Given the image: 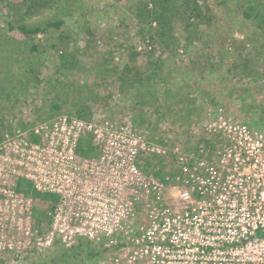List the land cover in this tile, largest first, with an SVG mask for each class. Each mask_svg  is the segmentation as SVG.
Masks as SVG:
<instances>
[{"label": "rangeland", "instance_id": "obj_1", "mask_svg": "<svg viewBox=\"0 0 264 264\" xmlns=\"http://www.w3.org/2000/svg\"><path fill=\"white\" fill-rule=\"evenodd\" d=\"M48 1L32 11L29 0H0V264H113L112 251L90 241L95 254L86 258L83 236L62 242L51 208L63 199L34 187L51 177L62 184L68 175L66 201L77 208L88 197L94 205L99 197L89 193L105 185L94 168L109 165L100 163L90 132L81 128L72 145L65 127L54 123L62 117L129 121L142 139L170 148L204 140L200 125L218 105L259 125L264 31L245 14L251 0H196L200 14L187 19L181 13L192 0ZM168 4L177 8L161 28L153 15ZM57 20V28L46 25ZM19 24L42 30L23 34ZM245 57L254 58L244 66ZM125 67L138 71L129 76L136 81L123 79ZM80 141L94 153H78ZM161 159L140 151L135 162L148 173ZM18 180L43 194L18 191Z\"/></svg>", "mask_w": 264, "mask_h": 264}, {"label": "built area", "instance_id": "obj_2", "mask_svg": "<svg viewBox=\"0 0 264 264\" xmlns=\"http://www.w3.org/2000/svg\"><path fill=\"white\" fill-rule=\"evenodd\" d=\"M206 114L200 125L205 139L192 148L146 141L129 121L59 118L54 129L60 122L72 145L81 128L90 132L100 163L109 165L99 166L109 174L94 168L105 185L89 193L99 197L94 205L88 197L77 208L75 200L66 201L68 175L62 184L55 177L45 187L34 182L63 199L64 206L51 208L57 237L100 244L112 251L113 264H264V127L221 105ZM140 151L163 160L142 173L135 162ZM67 158L70 163L72 155ZM82 177L88 181L86 172Z\"/></svg>", "mask_w": 264, "mask_h": 264}, {"label": "trees", "instance_id": "obj_3", "mask_svg": "<svg viewBox=\"0 0 264 264\" xmlns=\"http://www.w3.org/2000/svg\"><path fill=\"white\" fill-rule=\"evenodd\" d=\"M168 1V0H167ZM165 0V2H167ZM49 1L48 0H29V5L28 8L31 9L32 11L36 9V6L39 4H47ZM250 2V6L246 9L245 14L247 16H252L254 17L255 21H257V25L263 29L264 31V3L263 2H259V1H249ZM252 2V3H251ZM186 6V5H185ZM177 8V6L173 5V4H168L165 6L164 9H161V11L156 12L153 15V18L158 22L159 27L163 28V25L166 23V21H168V13L171 12L170 10H175ZM188 10V12H187ZM186 14V15H185ZM199 13V6L196 2V0H192L191 6L190 8L188 7L185 8V10L182 11L181 15L183 16L184 19H187L190 15H194V16H198ZM140 18H144L143 14H139ZM61 24L60 20L57 21H49L46 25L47 26H54V27H58ZM17 28L19 29V31H21L23 34H35L39 31L42 30V28L35 26V27H28L25 24H19L17 25ZM160 28V30H162ZM159 35L161 37L164 36V31H160ZM261 52H264V45L261 49ZM254 57H245V59H242V63L244 64V66L246 65V63L248 64L249 62H251L253 60ZM125 71H122V76L123 79L125 80H129L131 82L136 81V79H131L129 76L131 74H133V72H131L130 68L125 67L124 69ZM131 73V74H130ZM135 74V75H134ZM134 76H137L139 73L137 70L134 71ZM153 75V74H152ZM151 76L147 75V78L150 79ZM135 78V77H133ZM259 124L256 126H263L264 127V113L261 115V117L257 118L255 120V124ZM252 124L254 125V123L252 122ZM76 151L78 153H83V154H93L94 150L93 147L91 146V144H85L83 142H79L77 147H76ZM21 180V179H20ZM20 180H18L17 182V190L20 192H23L25 194H33L34 196H37L38 194H43L38 192L37 190H33V185L31 182L26 181V184L23 185V183L20 182ZM82 252L84 254V256L86 258H90L92 255L95 254L94 249H92L90 242L89 241H82L79 243Z\"/></svg>", "mask_w": 264, "mask_h": 264}]
</instances>
